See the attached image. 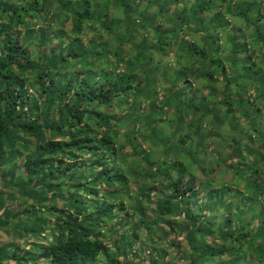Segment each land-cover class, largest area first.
Instances as JSON below:
<instances>
[{
	"label": "trees",
	"instance_id": "1",
	"mask_svg": "<svg viewBox=\"0 0 264 264\" xmlns=\"http://www.w3.org/2000/svg\"><path fill=\"white\" fill-rule=\"evenodd\" d=\"M0 204V264H264V0H0Z\"/></svg>",
	"mask_w": 264,
	"mask_h": 264
},
{
	"label": "rangeland",
	"instance_id": "2",
	"mask_svg": "<svg viewBox=\"0 0 264 264\" xmlns=\"http://www.w3.org/2000/svg\"><path fill=\"white\" fill-rule=\"evenodd\" d=\"M0 206H2L1 204H0ZM1 235L3 236V235H5L6 236V234H4V233H1Z\"/></svg>",
	"mask_w": 264,
	"mask_h": 264
}]
</instances>
